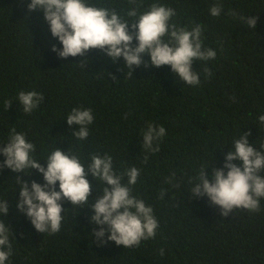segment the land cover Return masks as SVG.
<instances>
[{
    "label": "trees",
    "instance_id": "16d2710c",
    "mask_svg": "<svg viewBox=\"0 0 264 264\" xmlns=\"http://www.w3.org/2000/svg\"><path fill=\"white\" fill-rule=\"evenodd\" d=\"M154 2L172 7L171 23L179 27L201 25L203 46L216 52L214 59L194 62L198 85L182 81L169 65H142L129 76L123 58L112 62L98 49L62 59L52 51L53 45L63 46L42 11L29 12L30 0H0V147L15 128L35 145L32 157L44 167L57 147L77 154L85 167L94 155L111 156L118 175L136 167L140 174L132 195L153 209L159 224L156 236L139 245L100 244L92 235L99 226L91 222V206L65 200L60 231L41 233L18 211L22 185L16 177L30 186L32 180L45 183L43 175L5 167L0 201H8L9 212L0 213V221L9 228L12 247L6 264H264V197L259 211L241 207L225 217L206 196L190 191L202 168L209 175L223 168L244 132L264 153V123L258 119L264 115V0H143L141 12ZM218 2L221 15L212 16L210 8ZM92 3L118 12L129 7L127 0ZM248 16L258 17L256 28L243 19ZM145 60L150 64V56ZM21 91H36L44 99L25 113ZM7 101L13 102L9 108ZM73 108L92 109L87 139H78L73 132L79 126L67 123ZM150 123L166 130L155 153L143 147ZM4 159L0 155V162ZM87 178L91 204L107 185L91 174Z\"/></svg>",
    "mask_w": 264,
    "mask_h": 264
},
{
    "label": "clouds",
    "instance_id": "9594fccd",
    "mask_svg": "<svg viewBox=\"0 0 264 264\" xmlns=\"http://www.w3.org/2000/svg\"><path fill=\"white\" fill-rule=\"evenodd\" d=\"M127 3L129 7L120 12L113 6L94 4L92 0H30L27 8L29 12H43L52 37L63 46L61 49L53 45L52 51L62 59L86 56L90 50L98 49L112 62L123 58L125 66L130 69L129 76L142 65L157 68L169 65L182 81L198 85L200 75L193 68L194 62L216 57L213 49L203 46L202 26L195 24L188 30L171 23L175 10L158 2L143 12V0H127ZM222 10L223 5L219 2L210 8L211 15L216 17ZM243 19L250 27L256 28L258 17ZM148 56L150 64L145 60ZM85 61L80 62L81 67L86 66ZM206 71L211 74L210 70ZM43 99V95L36 91L18 94L25 113L38 108ZM6 103L9 108L13 102ZM258 119L264 123V115ZM93 120L90 108H73L67 116L68 125L79 126L73 135L81 140L89 136L88 125ZM165 132L162 125L148 124L143 135V147L152 153L158 152V141ZM250 135V132H244L235 140L234 150L226 154L223 168H213L210 175L206 171L208 168H202L190 189L193 197L206 196L213 205L219 206L221 215L225 217L241 207L259 211L260 198L264 197V176L260 175L264 170V153L249 143ZM5 145L0 147V155L5 157L0 162V170L7 167L13 173H24L26 169H35L43 175L45 183L32 180L30 186L22 176L16 177L22 185L18 211L29 218L37 231L53 234L60 231L64 211L62 201L67 200L73 206H91L94 212L91 222L99 226L92 233L97 243L114 241L117 245L131 247L156 236L159 224L153 209L132 195V186L136 185L140 174L136 167L118 175L109 155H94L85 167L77 154H69L58 147L48 156L47 167H44L32 157L35 145L15 128ZM89 174L107 185L102 196L91 204L93 185L87 178ZM125 175L127 183L123 182ZM165 194L162 192L161 198ZM8 212V201H0V213L7 216ZM9 236V228L0 221V264H6L12 255ZM163 254L161 249L160 255Z\"/></svg>",
    "mask_w": 264,
    "mask_h": 264
}]
</instances>
